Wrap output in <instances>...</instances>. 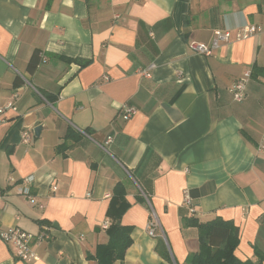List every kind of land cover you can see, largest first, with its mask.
<instances>
[{"label": "crops", "instance_id": "1", "mask_svg": "<svg viewBox=\"0 0 264 264\" xmlns=\"http://www.w3.org/2000/svg\"><path fill=\"white\" fill-rule=\"evenodd\" d=\"M250 24L262 32L208 56L189 48ZM245 71L237 101L229 87ZM12 94L16 110L0 124V226L45 223L52 238L31 262L0 240V264H96L87 255L120 213L117 184L132 241L113 264H185L198 248L197 228L182 224L192 216L185 190L199 221L238 227L237 258L264 252V0H0V105ZM122 104L136 114L123 120ZM29 175L34 203L17 191ZM160 232L169 259L156 250Z\"/></svg>", "mask_w": 264, "mask_h": 264}, {"label": "trees", "instance_id": "2", "mask_svg": "<svg viewBox=\"0 0 264 264\" xmlns=\"http://www.w3.org/2000/svg\"><path fill=\"white\" fill-rule=\"evenodd\" d=\"M39 51L34 50L27 62L26 70L33 73L40 62ZM79 66H84L89 60L69 58ZM18 80L15 81V84ZM141 194V193H140ZM146 194V193H145ZM124 190L121 184H117L113 191V197L121 202L118 217L113 218L106 228L107 242L98 244L94 254L87 255L88 258L96 260V264H113L115 260L123 258L126 249L131 244V227L121 225L119 216L124 209ZM139 200L145 202L142 195ZM183 226L197 228L198 248L190 253L185 264H263L264 252L253 246V256L241 260L236 257L234 251L239 243V230L231 221L215 217L211 220L201 222L194 215L182 219ZM157 252L164 258L169 259L165 243L159 237L156 244Z\"/></svg>", "mask_w": 264, "mask_h": 264}, {"label": "built area", "instance_id": "3", "mask_svg": "<svg viewBox=\"0 0 264 264\" xmlns=\"http://www.w3.org/2000/svg\"><path fill=\"white\" fill-rule=\"evenodd\" d=\"M263 28L260 25L250 24L246 26H242L235 30L234 32H230L228 30H215L213 33V39L210 46H207L203 43L192 41L189 43V48L192 52L203 54V55H210L212 48H217L219 46V42H228L230 40L241 41L245 40L257 33L262 32ZM146 76L148 72L145 70L143 72ZM250 76V71L243 72L242 76L236 79L233 84L229 87V91L233 95L234 99L239 101L244 98L245 96V83ZM14 97L15 94L11 95V98L0 105V124L5 121L6 119V112L9 110H16V106L14 105ZM120 111V116L123 120H128L133 115L136 114L137 109L132 104H122ZM22 142L28 143L29 142V133L23 131L21 133ZM112 141V137H106L104 143L100 145L102 148L108 143ZM259 150H264V133L262 134L260 141H259ZM34 177L32 175L26 176L22 178V181L17 186L18 194L24 195L28 197L31 203L35 202L34 196L30 192L29 185L32 184ZM54 188H52L53 190ZM145 203L150 205L149 196L144 192H141ZM1 198V196H0ZM183 203L187 205L189 213L191 215H197L196 210L194 209L191 198L188 192L185 190L183 195ZM39 207L42 205L39 203ZM18 219V216H16ZM108 222H103L101 227L107 228ZM159 228V223L156 218V215L153 211H151V220L147 225V232L151 235H155V231ZM52 229L51 226L45 223H41L39 225V229L37 232H30L20 228L17 225H12L8 227H1L0 226V240L4 243L9 244L12 247V255L14 258L24 261V262H31L37 256L36 248L42 246L43 244L47 243L52 238ZM162 238L163 233L160 232L159 234Z\"/></svg>", "mask_w": 264, "mask_h": 264}, {"label": "water", "instance_id": "4", "mask_svg": "<svg viewBox=\"0 0 264 264\" xmlns=\"http://www.w3.org/2000/svg\"><path fill=\"white\" fill-rule=\"evenodd\" d=\"M39 131H40V126H36L34 129H33V133L35 136H38L39 135Z\"/></svg>", "mask_w": 264, "mask_h": 264}]
</instances>
